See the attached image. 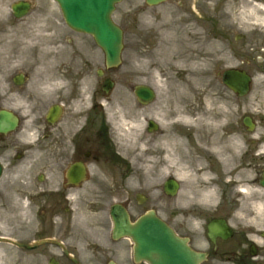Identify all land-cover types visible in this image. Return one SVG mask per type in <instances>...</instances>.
Returning <instances> with one entry per match:
<instances>
[{
    "label": "flooded vegetation",
    "instance_id": "obj_1",
    "mask_svg": "<svg viewBox=\"0 0 264 264\" xmlns=\"http://www.w3.org/2000/svg\"><path fill=\"white\" fill-rule=\"evenodd\" d=\"M46 1L0 0V40L9 41L0 62V110L20 121L16 132L0 134V155L11 152L12 162L26 168L24 200L0 197V264H148L135 261L131 236L114 237L115 207L127 212L130 226L154 210L202 256L201 264H264V139L247 142V129L237 126L240 142L206 132L198 140L197 132L188 133L192 127H179L187 139L184 147L181 135L174 143L179 190L167 198L166 179L151 187L143 174L147 160L161 155L162 129L146 127L143 152L127 143L118 126L125 115L115 100L118 69L105 66L95 40L64 26L50 31V45L31 50L23 43L28 20L48 18ZM188 1L149 6L144 0L126 33L133 59L150 54L157 38L160 43L139 23L140 11L159 21L163 15L147 13L174 2L179 13L184 9L185 19L175 12L183 28L196 8ZM19 2L31 6L23 18L12 11ZM200 12L210 23L212 11ZM186 37L187 48L196 46L192 35ZM107 80L114 84L109 94Z\"/></svg>",
    "mask_w": 264,
    "mask_h": 264
},
{
    "label": "rangeland",
    "instance_id": "obj_2",
    "mask_svg": "<svg viewBox=\"0 0 264 264\" xmlns=\"http://www.w3.org/2000/svg\"><path fill=\"white\" fill-rule=\"evenodd\" d=\"M142 2V0H125L118 6L114 19L126 32L129 31V23L131 22L129 14H131V10L136 12L137 8H143ZM46 3L49 6L47 13L49 19H46L45 14L43 16L38 14L34 15L27 23L23 43H28L31 50L36 44L50 45L52 41L50 31L59 28L63 24L58 7L51 0L46 1ZM188 4L189 7L190 4H196L198 11H200V7L212 11L210 24L204 25L202 18H200L202 12L200 15L198 14V19L195 21L192 19L191 23H184L185 25L181 28V25L177 22L175 12L178 13L177 18L179 20L180 18L185 19L183 17L184 9H182V13H179L174 7H167L147 13L152 17L163 15L162 18H166L164 20L161 18L159 21L151 17L144 18L143 13L140 11L141 26L156 32V35L160 37V43L157 38V45L153 46L152 52L146 55L143 53V56L137 59H133L130 55L131 52L126 48L124 53L125 66L120 72L123 80L120 81L115 100L120 101L117 104L123 106L125 115L129 114L131 108L134 111L136 109L134 106L127 109L124 100V96L129 95L128 89L125 87V76L128 74L129 68L133 71L134 83L144 82L158 93L157 106L154 104L149 109L135 112L138 120L142 123L140 129H134L133 132L129 130V125H126L129 123L119 122V131L123 133L127 143L132 144L135 151L143 152L145 148L141 142L145 138L144 126L146 120L154 119L160 125L163 123L167 125L166 128H163L166 136L161 138L164 143L159 147L161 150L160 157L147 160V166H143V174L147 176L151 187L160 185L163 178L166 179L168 176L174 175L176 171L177 148L170 141H166L167 136L171 132H175L176 135L182 136L179 142L182 146L187 142V139L184 140V136L180 134L179 127L171 129L168 126V122L172 125L171 120L164 119L161 113L164 102L169 101L179 83L188 85L186 90L189 91V95H192V100L184 104L186 111H189L191 115L196 116L197 113H201L200 111H204L206 109L205 104L216 108V112L220 117L219 128L217 127L218 130L216 128V131L213 130V133L217 132L215 134L223 135L222 137L229 134V141L234 139V141L240 142L241 132L236 127L238 123L241 124L243 115L250 114L254 117L258 126L254 137L264 139V64L258 62V59L264 57V10L258 7L260 4L264 5V0H189ZM174 9L175 11L172 12L171 10ZM189 11L191 12V10ZM227 29H229V35L225 36L224 32H227ZM238 33L245 35V39L240 44L234 39ZM187 35H192L194 41H196L194 42L196 46L191 45L187 48ZM248 42H253L255 47L247 44ZM8 47L9 41L0 40V62L4 60ZM215 48L218 49L219 56L226 55L225 61L214 63L213 53ZM155 49L157 50L154 51ZM160 49H163L165 53H161ZM230 68L245 69L254 77L253 91L248 97L237 98L217 78L218 72ZM181 81H185V83ZM208 100L209 102H207ZM119 119L122 120L121 117H118ZM190 129L188 133L197 132L198 140L204 132H207L203 128ZM250 137L246 134L247 142ZM260 152L264 155V140ZM139 157L141 156L139 155ZM0 161L5 170L0 182V197L24 200L25 162L18 164L12 162L11 152L1 153ZM10 163H12V166ZM187 183L191 185L193 182L185 181V184ZM196 183H202V181L199 180ZM156 196V193L152 194V197Z\"/></svg>",
    "mask_w": 264,
    "mask_h": 264
},
{
    "label": "water",
    "instance_id": "obj_3",
    "mask_svg": "<svg viewBox=\"0 0 264 264\" xmlns=\"http://www.w3.org/2000/svg\"><path fill=\"white\" fill-rule=\"evenodd\" d=\"M55 1L60 5L70 26L94 35L107 53L109 62L114 64L119 62L122 32L113 24L111 14L115 4L121 0ZM151 1L155 2L156 0ZM224 82L240 97L247 95L250 91L251 78L243 71H227L224 74ZM138 94L144 98L151 99L153 97L149 90H143ZM6 127L5 130L0 123V130L5 131L13 129L14 125L10 124ZM1 172L0 166V174ZM116 222L118 227L122 226V220L117 218ZM142 230L144 238L140 237ZM134 233L138 244V258L146 257L151 264H198V255L192 252L184 241L176 239L173 232L152 214L145 216L140 221L139 225L135 227ZM146 248L149 249L148 255L144 254Z\"/></svg>",
    "mask_w": 264,
    "mask_h": 264
},
{
    "label": "bare ground",
    "instance_id": "obj_4",
    "mask_svg": "<svg viewBox=\"0 0 264 264\" xmlns=\"http://www.w3.org/2000/svg\"><path fill=\"white\" fill-rule=\"evenodd\" d=\"M258 7L262 8L264 10V5L260 4ZM220 51V50H219ZM218 49H214L213 53V61L214 63H217L219 61H225L226 55L219 56ZM188 85H184L182 83H179L177 85V88L175 89L174 93L170 97L168 102H164L162 115L164 116V119H170L172 123L174 124H184V125H190L195 126L198 129L201 128H217L219 126V114L216 112V108L212 105L205 104L206 109L204 111H200L201 113H197L196 116L191 115L189 111H186L185 103H188L192 99L189 95V91L186 90ZM189 90V89H188ZM171 101V102H170ZM209 102V100L207 101ZM172 103V105H171ZM170 124V122H168ZM133 127L140 126V122L138 120H134ZM132 127V128H133ZM177 136H168V138L175 143Z\"/></svg>",
    "mask_w": 264,
    "mask_h": 264
}]
</instances>
